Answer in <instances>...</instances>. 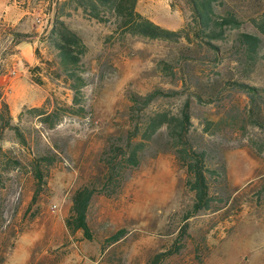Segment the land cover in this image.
<instances>
[{
	"label": "rangeland",
	"instance_id": "1",
	"mask_svg": "<svg viewBox=\"0 0 264 264\" xmlns=\"http://www.w3.org/2000/svg\"><path fill=\"white\" fill-rule=\"evenodd\" d=\"M220 1L216 11L232 12L240 27L227 32L224 42L211 41L219 48L218 58L193 35L177 43L145 40L116 30L111 15L100 23L64 8L60 19L80 32L87 47L85 115L65 116L53 129L27 113L20 121L13 118L27 147L3 131L2 149L21 165L1 171L0 264H264V130L247 119L250 112L264 122V36L255 27L264 0ZM136 10L172 31L192 23L184 0H137ZM236 32L262 39L259 61L248 73L229 48ZM12 44L1 36L0 55H10ZM45 46L36 49L39 63L30 67L31 80L40 95L47 94L49 108L68 107L72 92ZM14 62L1 65L0 74ZM235 82L259 88L262 95L251 98ZM154 90L178 94L133 109V95ZM186 101L191 143L206 152L207 165L217 171L209 179L215 196L211 208L188 216L193 193L161 128L143 149L139 165L123 171L116 194L92 197L91 240L81 231L69 232L70 196L85 185L103 188L110 149L138 142L149 116L177 115ZM38 149H51L58 159L33 201L35 180L28 164ZM119 230H124L122 239L105 241Z\"/></svg>",
	"mask_w": 264,
	"mask_h": 264
},
{
	"label": "trees",
	"instance_id": "2",
	"mask_svg": "<svg viewBox=\"0 0 264 264\" xmlns=\"http://www.w3.org/2000/svg\"><path fill=\"white\" fill-rule=\"evenodd\" d=\"M191 12V24H186L179 31L165 29L151 20L141 15L136 10L137 0H66L57 4L56 16L53 26L48 36V46L53 52L57 69L68 83L72 92L71 105L52 106L46 99L42 106L24 108L18 114V120L27 113L37 118L39 124L53 129L65 116L82 117L85 115L83 89L87 85L84 76V57L87 47L83 37L70 23L60 19L64 8L80 10L84 16L97 22H106L107 15H111L116 21V30L122 34H128L145 40H162L177 43L184 39L190 41V36L205 40L207 46L214 51V57L218 58L219 48L212 45L211 41L224 42L225 35L229 31L238 30L240 21L232 12L219 14L216 11L220 0H184ZM255 27L264 36V14L257 20ZM16 37H27L24 34L15 33ZM230 50L237 55V63L242 65L245 73L257 65L259 61V50L262 39L258 35L236 32L233 34ZM238 89L244 91L251 98L260 97V89L248 86L241 82L233 83ZM177 92H162L154 90L144 96L133 95L131 101L134 103L133 109L137 106L142 108L148 106L159 96H173ZM1 96V91H0ZM9 108L4 101L0 105V142L3 131H11L15 140L21 146L27 147L28 141L24 130L20 125L14 124ZM190 105L186 101L179 114L172 115L168 112H157L149 116L140 133V140L136 143L128 141L124 147H112L110 153L113 155L107 165V176L102 184L103 188L98 189V185H85L78 188L70 196V211L65 219V226L71 233L81 231L85 239L91 240V231L88 225L87 213L96 193L106 196L116 194L122 180V173L127 168H136L140 163V156L147 143L161 129L166 130V146L171 150L181 167L187 174V186L193 193V205L189 215L208 211L215 201V196L210 192L209 179L217 175L215 169L207 165L206 152L193 147L189 138L191 127ZM247 119L252 124L264 130V122L255 118L250 112ZM138 131L134 132L136 136ZM30 137V135H29ZM57 154L51 149H38L32 153L29 161V173L35 180V193L33 201L38 193L46 185V178L49 168L57 161ZM20 167L18 159L11 158L9 152L2 149L0 145V184H2V172L7 169ZM189 218V217H188ZM124 230H119L105 241L116 243L122 239ZM173 253L172 251L169 254ZM160 256H157V258Z\"/></svg>",
	"mask_w": 264,
	"mask_h": 264
},
{
	"label": "crops",
	"instance_id": "3",
	"mask_svg": "<svg viewBox=\"0 0 264 264\" xmlns=\"http://www.w3.org/2000/svg\"><path fill=\"white\" fill-rule=\"evenodd\" d=\"M63 1L66 0H0V40L6 36L13 43L10 55H0V66L9 59L15 61L9 70L0 74V105L1 101L7 104L12 118L24 108L40 106L47 97L39 94V88L31 80L30 67L39 63L37 47L46 45L45 49L54 57L47 40L57 4ZM15 33L27 37L20 40Z\"/></svg>",
	"mask_w": 264,
	"mask_h": 264
}]
</instances>
